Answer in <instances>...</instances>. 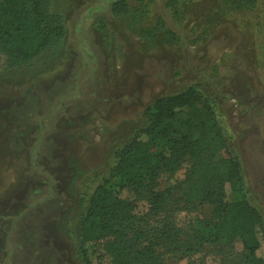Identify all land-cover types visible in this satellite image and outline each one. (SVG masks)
Here are the masks:
<instances>
[{
	"label": "rangeland",
	"instance_id": "rangeland-1",
	"mask_svg": "<svg viewBox=\"0 0 264 264\" xmlns=\"http://www.w3.org/2000/svg\"><path fill=\"white\" fill-rule=\"evenodd\" d=\"M115 1L53 0L64 39L21 69L0 59V264H85L88 198L153 100L189 86L215 105L264 219V0H127L125 14L113 13ZM174 200L183 246L166 251V264H248L239 242L197 240L193 223L209 205Z\"/></svg>",
	"mask_w": 264,
	"mask_h": 264
},
{
	"label": "trees",
	"instance_id": "trees-1",
	"mask_svg": "<svg viewBox=\"0 0 264 264\" xmlns=\"http://www.w3.org/2000/svg\"><path fill=\"white\" fill-rule=\"evenodd\" d=\"M235 2L254 6L258 0ZM52 4L0 0V59L6 68L21 69L64 39V17ZM112 11L129 12L127 0L115 1ZM146 117L88 198L79 223L84 263L91 264L89 244L96 264H166V251L183 246L182 230L169 213L175 199L178 209L211 207L209 218L193 223L200 243L239 242L248 264H264L263 215L248 199L241 161L211 100L189 86L155 98ZM141 203L147 204L143 215L137 213Z\"/></svg>",
	"mask_w": 264,
	"mask_h": 264
}]
</instances>
